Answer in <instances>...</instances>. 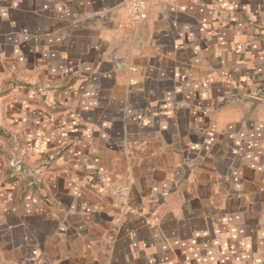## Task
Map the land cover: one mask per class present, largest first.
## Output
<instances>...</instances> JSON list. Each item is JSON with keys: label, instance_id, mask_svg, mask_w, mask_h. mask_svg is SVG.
Segmentation results:
<instances>
[{"label": "crops", "instance_id": "0c3cea01", "mask_svg": "<svg viewBox=\"0 0 264 264\" xmlns=\"http://www.w3.org/2000/svg\"><path fill=\"white\" fill-rule=\"evenodd\" d=\"M0 264H264V0H0Z\"/></svg>", "mask_w": 264, "mask_h": 264}, {"label": "built area", "instance_id": "2783aa9c", "mask_svg": "<svg viewBox=\"0 0 264 264\" xmlns=\"http://www.w3.org/2000/svg\"><path fill=\"white\" fill-rule=\"evenodd\" d=\"M148 0H126V8L129 11V18L131 23H139L147 17ZM13 167L21 168V163L14 161L11 164ZM112 195L119 200H125L128 195V188L122 186H115L112 190Z\"/></svg>", "mask_w": 264, "mask_h": 264}]
</instances>
